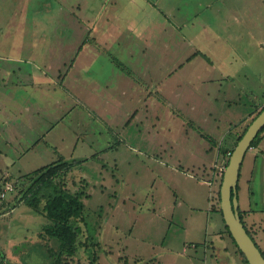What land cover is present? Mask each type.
Instances as JSON below:
<instances>
[{"label":"rangeland","instance_id":"obj_1","mask_svg":"<svg viewBox=\"0 0 264 264\" xmlns=\"http://www.w3.org/2000/svg\"><path fill=\"white\" fill-rule=\"evenodd\" d=\"M1 52L33 73L19 100L42 97L48 112L0 138V264H54L44 206L63 193L85 204L68 264H246L212 175L264 104V0H0ZM41 69L47 93L32 83ZM61 158L36 207L19 202ZM238 198L263 249L264 133Z\"/></svg>","mask_w":264,"mask_h":264},{"label":"trees","instance_id":"obj_2","mask_svg":"<svg viewBox=\"0 0 264 264\" xmlns=\"http://www.w3.org/2000/svg\"><path fill=\"white\" fill-rule=\"evenodd\" d=\"M263 109H264V104L260 105V107H258V105H256L255 109L252 111L253 112L252 119L248 122V124L245 125L246 124V123H244L246 121L245 120L242 123H240L239 125H237V126H241V125H245V126H243V130L241 132H239L238 137L236 139V143H238L239 139L243 136V134L245 133V131L247 130L248 126L253 121V119ZM237 126L235 127V129L237 128ZM235 129H231V130L234 131ZM262 133H264V128L259 132L257 137L253 140V142L251 144L252 146H254L255 143H257V139L260 137V135ZM233 150L234 149L230 150V156H231ZM227 151H228L227 148L223 149V152L226 153ZM62 160H63L62 158L57 159L54 162L47 164L46 166L38 168L37 170H35V173H37V174L35 175L31 185L25 190L23 198H21L20 200L18 199L19 202H22V201L24 202L26 200V202L30 206L36 207L35 204H37V202H38L37 194L39 193V191L43 187H46L47 185H52L51 184V178L56 176L57 173L59 172V170L61 168H63L64 165H66L65 162L62 163ZM228 162H229V160H228ZM228 162H227V164H228ZM222 180H223V177L220 178L218 189L215 192V196H214L215 204L213 205V208L223 214L222 208H221ZM31 197H33V198H31ZM44 208L47 211L48 217L53 221L52 225H50L49 227H46V229H45L46 233L49 235L50 238H56L57 241L59 242V249L54 250V251L52 250L51 254L49 255V258L51 260L54 258V262H53L54 264H68L69 261L67 260L65 262L64 259H68V257H72L73 255H75L77 253L78 248H79L78 244H79V231H80V227H78V225L74 226L73 223L70 221V219L73 216L79 215L84 210L85 204L82 201L81 195L79 193L74 195V196H71V198H67L66 194L63 193V194H57L53 197H50L48 199L47 203L45 204ZM239 210H240L241 218H242L248 232L253 237L251 228L247 225L246 221L244 220L245 212H247V211L242 210L240 206H239ZM262 212H264V210ZM228 229H229V227H228ZM230 234H231V232H230ZM253 239L255 240L254 237H253ZM234 241H235L236 245L238 246L235 239H234ZM256 243H257V241H256ZM257 245L260 247V245L258 243H257ZM260 249L262 250V252L264 254V248L262 249L260 247ZM238 250H239L243 260L245 261V263L250 264L247 257L245 256L243 251L239 248V246H238Z\"/></svg>","mask_w":264,"mask_h":264},{"label":"crops","instance_id":"obj_3","mask_svg":"<svg viewBox=\"0 0 264 264\" xmlns=\"http://www.w3.org/2000/svg\"><path fill=\"white\" fill-rule=\"evenodd\" d=\"M18 62H20L21 64H18ZM22 62H23L22 56L5 53V52L0 53V90L2 91V94H4V96L8 95V99L10 100V102L6 100L4 101V103H2V105H0V138H4L9 141L14 139L7 136V134H11V130L16 131L14 127V122L17 116L20 115L19 116L20 120L23 121L24 123L26 122L24 117L27 118V116L29 117L30 120H32L34 116H37L38 120L40 119L41 121L42 115L47 114L48 112L46 111L45 113H43V109L46 110L47 106L46 103H43L42 97L39 98L38 96L30 95V97L27 100H25V97H23L22 100H19V98L16 96V94L18 93H20L21 95L24 94L25 91H23V88L26 87L27 80L31 78L33 74L29 69L26 68V66L22 68ZM41 74H42V69L40 71L41 78L38 81L36 78V81L32 83L36 84V87H39L40 90H43V85H44L45 92L47 93L49 80L47 79V74L44 79L43 76H41ZM15 86L18 87L17 90L15 89ZM79 87L81 88L80 85ZM89 101H93V100L89 99ZM33 104L36 105V108H33ZM11 112H13V116L11 115ZM12 120H14V122ZM38 120H37V124L39 123ZM36 127L39 128L40 126H36ZM14 135H23V133L15 132ZM216 188L218 189V187ZM243 210L247 211L245 212V217L248 226L251 228L253 232H256L257 225H255L256 220H254L255 210H253L252 208H246ZM261 213L264 214V212L262 211ZM249 220L252 223H249Z\"/></svg>","mask_w":264,"mask_h":264},{"label":"water","instance_id":"obj_4","mask_svg":"<svg viewBox=\"0 0 264 264\" xmlns=\"http://www.w3.org/2000/svg\"><path fill=\"white\" fill-rule=\"evenodd\" d=\"M264 128V109L253 119L236 144L225 168L221 186V208L229 230L250 264H264V254L248 232L239 210L238 182L245 154Z\"/></svg>","mask_w":264,"mask_h":264},{"label":"built area","instance_id":"obj_5","mask_svg":"<svg viewBox=\"0 0 264 264\" xmlns=\"http://www.w3.org/2000/svg\"><path fill=\"white\" fill-rule=\"evenodd\" d=\"M226 165H218V168L216 170V172H214V175H212V177H218L219 179L221 177H223L224 175V171H225ZM210 183H213V181L211 180ZM4 190L2 195L5 196L7 195V193L11 192L13 190V185L8 186L7 183H4Z\"/></svg>","mask_w":264,"mask_h":264}]
</instances>
